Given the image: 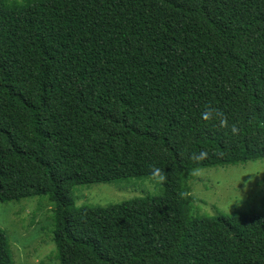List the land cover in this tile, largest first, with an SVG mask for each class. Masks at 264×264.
Instances as JSON below:
<instances>
[{
    "label": "trees",
    "instance_id": "obj_1",
    "mask_svg": "<svg viewBox=\"0 0 264 264\" xmlns=\"http://www.w3.org/2000/svg\"><path fill=\"white\" fill-rule=\"evenodd\" d=\"M256 160L264 0H0V203L48 197L60 264H264V210L195 218L188 186ZM148 177L158 196H71Z\"/></svg>",
    "mask_w": 264,
    "mask_h": 264
},
{
    "label": "rangeland",
    "instance_id": "obj_2",
    "mask_svg": "<svg viewBox=\"0 0 264 264\" xmlns=\"http://www.w3.org/2000/svg\"><path fill=\"white\" fill-rule=\"evenodd\" d=\"M159 177L77 186V207L101 206L141 196H158ZM193 216L212 218L236 211L264 210V160L196 171L188 181ZM53 204L37 195L0 203V229L6 234L14 264H60L53 243Z\"/></svg>",
    "mask_w": 264,
    "mask_h": 264
}]
</instances>
